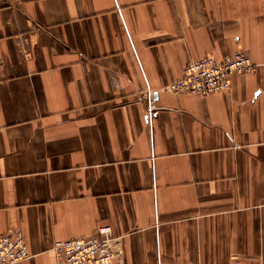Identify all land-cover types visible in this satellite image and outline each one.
<instances>
[{
    "label": "crops",
    "instance_id": "1",
    "mask_svg": "<svg viewBox=\"0 0 264 264\" xmlns=\"http://www.w3.org/2000/svg\"><path fill=\"white\" fill-rule=\"evenodd\" d=\"M243 48L231 89L168 86ZM112 227L111 264H264V0H0V236Z\"/></svg>",
    "mask_w": 264,
    "mask_h": 264
},
{
    "label": "built area",
    "instance_id": "2",
    "mask_svg": "<svg viewBox=\"0 0 264 264\" xmlns=\"http://www.w3.org/2000/svg\"><path fill=\"white\" fill-rule=\"evenodd\" d=\"M257 65L250 51L239 48L224 59L206 56L193 60L183 67V74L174 80L168 89L177 93L226 92L231 89V75L234 72H253ZM112 227L103 225L97 228V234L90 237L60 239L54 243L58 264H111L118 256L111 235ZM28 244L21 232L14 231L0 236V264H14L30 257ZM235 264L243 263L239 259Z\"/></svg>",
    "mask_w": 264,
    "mask_h": 264
}]
</instances>
